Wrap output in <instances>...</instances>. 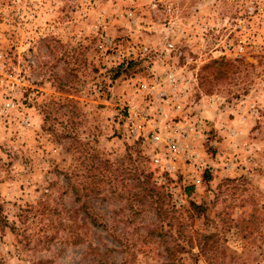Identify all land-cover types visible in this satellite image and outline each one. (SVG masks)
<instances>
[{"label":"rangeland","instance_id":"rangeland-1","mask_svg":"<svg viewBox=\"0 0 264 264\" xmlns=\"http://www.w3.org/2000/svg\"><path fill=\"white\" fill-rule=\"evenodd\" d=\"M139 81L201 123L173 173L129 135ZM170 261L264 264V0H0V264Z\"/></svg>","mask_w":264,"mask_h":264},{"label":"built area","instance_id":"built-area-1","mask_svg":"<svg viewBox=\"0 0 264 264\" xmlns=\"http://www.w3.org/2000/svg\"><path fill=\"white\" fill-rule=\"evenodd\" d=\"M110 41L106 39L105 45H109ZM101 48L102 45H98ZM165 48L172 49V43L167 42ZM148 51L147 47H139L137 52ZM131 52L135 54L134 49ZM164 81L172 88L179 82V77L170 71L164 77ZM136 90L147 99V103L143 106V110L139 111L134 108L125 107L127 127L129 135L134 138L138 136L147 141L151 146L150 160L154 166L158 167L163 173H173L176 171V163L182 149L181 141L193 129L199 127L200 121H193L190 125L189 120L185 117H170L164 110L166 103V93L162 87L155 84L139 81ZM152 98V99H151ZM123 110V112H125ZM147 125L148 129L144 126ZM195 154L191 153L188 159H194ZM198 181L195 179L196 182Z\"/></svg>","mask_w":264,"mask_h":264},{"label":"trees","instance_id":"trees-1","mask_svg":"<svg viewBox=\"0 0 264 264\" xmlns=\"http://www.w3.org/2000/svg\"><path fill=\"white\" fill-rule=\"evenodd\" d=\"M215 64H218L219 66H217L216 67V74L215 75H213L215 78H218V77H216V75L217 76H223L224 74H225V71H224V67L225 68H227L228 66H229V64H226L225 62H222V61H219V62H216L215 60H213V61H211L210 63H208L207 65V67H210V66H213V65H215ZM122 64H120V65H118L117 66V69H116V72H115V75H117V70L119 69L118 67H120ZM219 68V69H218ZM205 174V176H206V172L204 173ZM136 181H137V185H136V187L139 189L136 193H134L135 194V196H136V198H137V200H142L143 198H148V200H149V202L151 203V201L153 202V203H155V201H158L159 200V198H160V194L158 193V192H156L155 190H154V187L153 186H150L149 184H148V181L147 180H144V181H139L138 179H136ZM146 183H147V185H146ZM153 185V184H152ZM150 186V187H149ZM142 197V198H141ZM190 208L192 209V210H197L198 209V207H197V205H195L194 203H190ZM91 221V223H93V224H97V222L94 220V219H91L90 220ZM203 237H202V243H201V245H200V247H199V251L201 252V253H203V254H205V246H212V245H207V243L206 242H208V240L209 239H212V235H202ZM209 244V243H208ZM212 249V247H208V249ZM170 249H166V252H167V256H169V258L170 259H172L171 258V254L172 253H170ZM206 255V254H205ZM169 264H174L172 261H170V263Z\"/></svg>","mask_w":264,"mask_h":264}]
</instances>
